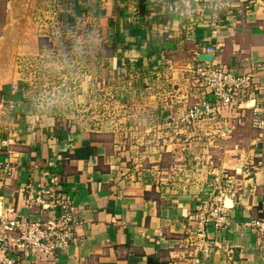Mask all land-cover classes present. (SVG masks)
<instances>
[{
	"label": "crops",
	"instance_id": "1",
	"mask_svg": "<svg viewBox=\"0 0 264 264\" xmlns=\"http://www.w3.org/2000/svg\"><path fill=\"white\" fill-rule=\"evenodd\" d=\"M230 4L213 22L192 1L91 0L109 72L125 69L127 92L157 98L130 97L115 118L127 139L159 140L130 167L109 158L116 144L31 112L21 83L0 74V219L57 218L61 205L77 218L52 250L10 251L13 264H264V130L250 122L264 106V0ZM206 51L208 64L250 74L236 105L218 106L196 73ZM168 91L175 99H160ZM193 107L201 113L183 122Z\"/></svg>",
	"mask_w": 264,
	"mask_h": 264
},
{
	"label": "rangeland",
	"instance_id": "2",
	"mask_svg": "<svg viewBox=\"0 0 264 264\" xmlns=\"http://www.w3.org/2000/svg\"><path fill=\"white\" fill-rule=\"evenodd\" d=\"M90 3L0 0V74L12 72L10 77L21 83L31 112L86 129L91 138L101 140L108 149L116 144L117 151L112 150L109 158L124 168L130 167L135 165L132 161L153 158L151 150L159 140L156 133L151 141L127 139L126 125L115 124V118L118 115L124 119L130 97L137 101L157 98H148L141 91L127 92L124 86L131 76L125 75V69L121 75L109 72V60L104 58L109 46L103 42L108 32L101 26L100 13L94 12ZM158 96L170 101L175 99V92ZM116 102L123 105L120 115ZM187 109L186 115L182 114L183 122L190 120ZM117 126L123 132L121 137L115 135ZM146 148L150 157L141 155Z\"/></svg>",
	"mask_w": 264,
	"mask_h": 264
},
{
	"label": "built area",
	"instance_id": "3",
	"mask_svg": "<svg viewBox=\"0 0 264 264\" xmlns=\"http://www.w3.org/2000/svg\"><path fill=\"white\" fill-rule=\"evenodd\" d=\"M189 8L191 1L208 8L212 12V21L219 20L218 13L230 11V0H180ZM179 9V7H178ZM191 9V8H190ZM211 49V48H209ZM196 73L201 77L203 83L208 85L216 98L218 106L231 105L238 103L240 93L249 85V75H233L224 66L206 64L198 66ZM243 104V103H242ZM201 112L197 109L189 110V116H198ZM251 125L256 129L264 130V106L253 107L250 117ZM6 163V167H8ZM46 192H48L46 190ZM220 198L213 201L210 207V215L216 225L221 223V207L217 204ZM77 222L75 213L66 205H61V214L57 218L48 220L35 219L15 221L12 219H0V264H13V260L8 257L10 251L26 250L29 248L35 251L38 248L52 250L56 240L68 238L71 229Z\"/></svg>",
	"mask_w": 264,
	"mask_h": 264
},
{
	"label": "water",
	"instance_id": "4",
	"mask_svg": "<svg viewBox=\"0 0 264 264\" xmlns=\"http://www.w3.org/2000/svg\"><path fill=\"white\" fill-rule=\"evenodd\" d=\"M212 57H213V54L211 52L206 51V52H202V53L198 54L197 59L199 61H202V62H205V63H210L212 61ZM225 202H226L227 205H229L230 198L226 197L225 198ZM0 213H1V211H0Z\"/></svg>",
	"mask_w": 264,
	"mask_h": 264
},
{
	"label": "bare ground",
	"instance_id": "5",
	"mask_svg": "<svg viewBox=\"0 0 264 264\" xmlns=\"http://www.w3.org/2000/svg\"><path fill=\"white\" fill-rule=\"evenodd\" d=\"M253 104H254L253 101H248V102L246 103L247 106H252Z\"/></svg>",
	"mask_w": 264,
	"mask_h": 264
},
{
	"label": "clouds",
	"instance_id": "6",
	"mask_svg": "<svg viewBox=\"0 0 264 264\" xmlns=\"http://www.w3.org/2000/svg\"><path fill=\"white\" fill-rule=\"evenodd\" d=\"M78 51H79V49H78Z\"/></svg>",
	"mask_w": 264,
	"mask_h": 264
}]
</instances>
